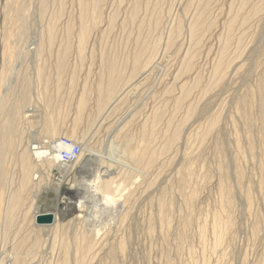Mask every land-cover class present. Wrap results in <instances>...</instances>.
<instances>
[{
  "label": "rangeland",
  "instance_id": "1",
  "mask_svg": "<svg viewBox=\"0 0 264 264\" xmlns=\"http://www.w3.org/2000/svg\"><path fill=\"white\" fill-rule=\"evenodd\" d=\"M39 1L25 3L22 30L18 24H7L10 40L22 51L9 61L11 71L0 86L1 99L14 92L4 103L0 121L11 119L12 103L28 87L30 102L14 117L16 152L49 138L42 129L49 115L59 132L56 137H67L73 128L76 136L88 131L85 137L89 145L98 146V155L103 150L115 155V163H103V168L110 169L114 181L110 192L119 188V203L104 209L98 198L99 216L91 223L88 215L97 209L95 203L85 195L71 196V202L85 201L84 207L64 218L47 186L86 183L91 179L89 167H81V158L69 173L51 170L44 174L36 198L31 189L5 237L2 217L0 264L12 261V236L18 229L29 241L35 236L39 240L33 256L25 257L31 241L22 246L24 264H63L69 251L67 264L75 263L74 239L82 234L93 238L94 248L82 264H264V0H47L40 10ZM132 1L140 3L130 18ZM93 3L100 7L99 18L87 20L82 57L77 45L79 18ZM191 18L196 21L193 34L188 29ZM48 26H54L52 42ZM137 39L153 50L146 52L153 61L151 57L150 66L95 123L94 86L100 73L113 56L128 69ZM63 50L67 56L60 74L56 65ZM38 65L42 72L36 79ZM84 83L89 88L87 106L78 112L75 103ZM27 107L33 110L25 112ZM28 113L34 117H24ZM11 162L7 176L13 172L17 184L20 168ZM31 198L34 208L22 216ZM62 238L68 239L67 246Z\"/></svg>",
  "mask_w": 264,
  "mask_h": 264
},
{
  "label": "bare ground",
  "instance_id": "2",
  "mask_svg": "<svg viewBox=\"0 0 264 264\" xmlns=\"http://www.w3.org/2000/svg\"><path fill=\"white\" fill-rule=\"evenodd\" d=\"M33 1V0H32ZM46 1L47 0H40V6L38 9L40 10V8H43L46 5ZM95 1V0H94ZM138 1V0H137ZM201 1V0H200ZM28 0H0V86H2V82L5 81V79L8 77L10 71H11V67H10V63L9 61L12 59V57H14L17 54H20V50L18 52V50L15 49L14 46V42H12L10 40V38L13 36L12 31L9 30V27L11 28L10 25H17L20 27V29L22 30V27H24V25H26L25 20H26V10H24L25 8V3H27ZM30 2V1H29ZM80 2H85V0H80ZM91 2V1H90ZM88 3V1H87ZM133 8H132V16L130 18H132L133 16H135V14L137 13L138 9H139V3L138 2H133ZM28 4V3H27ZM34 4V3H33ZM80 4V3H79ZM86 3L83 4V7H85ZM204 5V4H203ZM28 6V5H27ZM56 6V5H55ZM143 6V5H142ZM32 7V6H31ZM37 7V6H36ZM58 7V6H57ZM61 7V6H60ZM81 8V7H80ZM89 10H85L80 14V22H81V28L80 31L78 30L77 32V38H78V49H79V56L83 57V49L85 48V40H86V36L89 30V25H88V19L96 22L99 18V5L98 3H93L91 4V6L89 7ZM147 8V7H146ZM204 8V7H203ZM29 9V7H28ZM143 9V8H142ZM151 9V8H150ZM199 9V8H198ZM42 10V9H41ZM84 10V9H83ZM44 11V10H43ZM53 11V10H52ZM57 11V10H55ZM59 11V10H58ZM199 11V10H198ZM54 13V12H52ZM201 14V13H200ZM54 15V14H53ZM57 15V14H56ZM79 15V14H78ZM115 15V14H114ZM143 15V14H142ZM196 16V14H194ZM198 15V14H197ZM50 16V15H49ZM194 16V18H195ZM202 16V15H200ZM198 16V18L200 17ZM53 17V16H52ZM30 18V17H29ZM146 18V17H145ZM190 18V17H189ZM194 18L192 20H194ZM28 19V18H27ZM53 19V18H52ZM58 19V18H57ZM66 19V18H65ZM110 19V18H108ZM114 19V16H113ZM39 20V19H38ZM43 21V19H41ZM54 20V19H53ZM68 20V19H67ZM149 20V19H148ZM229 20V19H228ZM50 21V20H49ZM90 21V22H91ZM100 21V20H99ZM109 21V20H108ZM141 21V20H140ZM51 22V21H50ZM91 23L96 25V23ZM138 22V21H137ZM154 22V21H153ZM68 23V22H67ZM66 23V24H67ZM143 23V21H142ZM181 23V22H180ZM7 24H9L7 27ZM39 24V23H38ZM44 24V23H43ZM78 24H80L78 22ZM99 24V22H98ZM141 24V23H140ZM145 24V23H144ZM150 24V23H149ZM151 24L152 21H151ZM179 24V23H178ZM177 24V25H178ZM55 25V24H54ZM113 25V20H111V22L108 23V28L110 29V27H112ZM176 25V26H177ZM180 25V24H179ZM182 25V24H181ZM198 25V24H197ZM200 25V24H199ZM68 26V25H67ZM77 26V25H76ZM92 26V27H93ZM146 26H147V22H146ZM157 26V25H156ZM190 28V33L193 34L196 30V21H192L189 24ZM44 27V26H43ZM50 27V26H48ZM54 27V26H53ZM52 27V28H53ZM106 27V26H105ZM144 27V26H143ZM153 27V26H152ZM151 27V29H152ZM198 27V26H197ZM52 28L50 27L48 29V40H52ZM70 28V26H69ZM118 28V27H117ZM136 28V27H134ZM140 28V27H139ZM199 28V27H198ZM108 29V30H109ZM138 29V28H137ZM150 29V30H151ZM177 29V28H176ZM67 30V28H66ZM111 30V29H110ZM150 30L148 29V31L150 32ZM26 31V30H25ZM64 31V29H63ZM70 31V29L68 30ZM18 32V31H17ZM16 32V33H17ZM99 32V31H98ZM106 32V31H104ZM139 32V31H138ZM142 32V31H141ZM200 32V31H199ZM15 33V32H14ZM20 33V32H19ZM45 33V32H44ZM102 33V32H100ZM145 33V32H144ZM22 34V33H21ZM70 34V33H69ZM74 34V33H73ZM99 34V33H97ZM107 34V33H106ZM139 34V33H138ZM202 34V32H201ZM40 35V34H39ZM71 35V34H70ZM198 35V34H197ZM20 36V35H19ZM27 36V35H26ZM45 36V35H44ZM47 36V34H46ZM59 37V36H58ZM68 37V34H67ZM140 37V35H139ZM143 37V36H142ZM151 37V36H150ZM191 37V36H190ZM35 38V37H34ZM193 38V37H192ZM195 38V36H194ZM198 38V37H197ZM12 39V38H11ZM18 39V38H17ZM42 39V38H41ZM69 39V38H68ZM46 40V39H45ZM65 40V39H64ZM142 40V39H141ZM158 40V39H157ZM16 41V40H15ZM49 41V43H50ZM140 41V39H139ZM198 41V40H197ZM52 42V41H51ZM66 42V41H65ZM77 42V39H76ZM97 42V41H96ZM147 42V40H146ZM158 42V41H157ZM39 46L36 47V52L40 55V52H42V47H43V42L40 40L39 42ZM61 43V41H60ZM156 44V42H154ZM19 44V43H18ZM146 44V43H145ZM139 45L138 39H137V47L134 48V52L132 53V55L130 56V54L128 56H130L131 58V64L129 65V68L126 69L124 67H122V62L120 64L119 60H117V56L116 58L112 56V54L110 55V59L107 60V64L104 65V71H102L100 73L99 79H98V83L96 84V86H94V88H96V98L94 100L93 103V107H95V123H98V117H100L105 111L106 109L109 108V106H113V101L116 100L117 96L120 95V93L125 89V87L128 85V83H131L130 81L133 82V78L138 75L139 73L141 74V72H143L144 69H147V65L150 61L149 56H146V52L147 50L150 52V48L148 49V45ZM17 45V44H16ZM64 45V44H63ZM87 45V44H86ZM153 45V43H152ZM151 45V46H152ZM28 46V45H27ZM49 46V45H48ZM71 46V45H70ZM69 46V47H70ZM156 45H154L153 48H155ZM26 47V45H25ZM46 48V47H45ZM152 48V49H153ZM19 49V48H18ZM64 49V48H63ZM66 49V48H65ZM27 50V49H26ZM103 50V49H102ZM108 50V48H107ZM157 48H155L154 51H156ZM189 50V49H188ZM83 51V52H82ZM101 52V51H100ZM82 53V54H81ZM90 53V52H89ZM94 53V52H93ZM104 53V52H103ZM108 54V52H106ZM154 53V52H153ZM156 53V52H155ZM28 54V52H27ZM60 57H59V62L56 65V69L57 71L62 74L63 70H64V61H65V56L66 55V50H63V52L60 53ZM105 54V53H104ZM106 54V56H107ZM128 54V53H127ZM70 55V54H69ZM87 55V54H86ZM18 56V55H17ZM85 56V55H84ZM127 56V57H128ZM154 56V55H153ZM22 57V56H21ZM74 57V56H73ZM91 57V56H90ZM123 57V56H122ZM125 57V56H124ZM190 57V56H189ZM44 58V57H43ZM79 58V57H78ZM105 58V56H104ZM128 58V59H130ZM155 58V57H154ZM14 59V58H13ZM107 59V58H106ZM105 59V61H106ZM120 59V58H119ZM126 58H124L123 60L125 61ZM58 60V59H57ZM121 60V59H120ZM122 60V61H123ZM153 61V57L151 59ZM102 61V59H101ZM128 61V60H127ZM126 61V62H127ZM83 62V61H82ZM54 63V62H53ZM92 63V62H91ZM104 63V61H103ZM106 63V62H105ZM152 63V62H151ZM183 64V63H182ZM42 65V64H41ZM38 65V67L36 68V75L37 78H41V72H42V66ZM122 65V66H121ZM153 65V64H152ZM150 66V63H149ZM148 66V67H149ZM186 67V66H185ZM67 69V68H66ZM71 70V69H70ZM95 70V69H94ZM223 70V69H222ZM13 71V69H12ZM101 71V69L99 70ZM147 71V70H146ZM62 72V73H61ZM60 74L58 76H60ZM66 74V73H65ZM55 75V74H54ZM26 76V75H25ZM31 76V75H30ZM74 76V75H73ZM44 77V76H43ZM61 77V76H60ZM46 78V77H45ZM44 78V79H45ZM27 79V78H26ZM33 79V78H32ZM86 79V78H85ZM28 81V80H27ZM38 81V80H37ZM96 81V80H95ZM30 82V81H29ZM8 83V82H7ZM27 84V83H26ZM60 84V83H59ZM139 84V83H138ZM18 85V84H17ZM16 85V88H17ZM23 85V84H22ZM72 85V84H71ZM24 86V85H23ZM82 86V85H81ZM86 84L84 83L83 86V90L81 91V95L79 96V100L77 103H75V105H77V110L78 112L81 111V109H86L87 106V101L88 98L86 96V93L88 92V89L85 88ZM92 86V85H91ZM22 87V86H21ZM60 87V86H59ZM73 87V85H72ZM1 88V87H0ZM23 88V87H22ZM28 88V87H27ZM26 87L23 88V90L21 89L20 91V95L18 96L17 94H15L16 96H18L17 100L15 99V101L12 103V113H10V117L11 119L14 118L16 115L19 114V112H22V107H26L30 102L28 101V89ZM30 89V88H29ZM60 89V88H59ZM2 90V89H1ZM9 90V89H8ZM17 90V89H16ZM19 90V89H18ZM39 91V90H37ZM46 91V90H45ZM44 91V92H45ZM127 91V90H126ZM70 92V91H69ZM74 92V91H73ZM124 92V91H123ZM1 93V92H0ZM14 93V92H13ZM13 93L10 92L9 94L6 93V95H2V99L0 98V114H2L3 109H4V103L10 99L11 97H13ZM39 94V93H38ZM30 96V95H29ZM47 96V95H46ZM40 97V96H39ZM48 97V96H47ZM90 97V96H89ZM46 98V97H45ZM33 99V98H32ZM93 99V98H92ZM46 100V99H45ZM48 100V99H47ZM46 100V101H47ZM118 100V99H117ZM41 101V100H40ZM44 101V100H43ZM34 102V101H33ZM28 103V104H27ZM119 103V102H118ZM117 103V104H118ZM119 105V104H118ZM7 107V106H6ZM5 107V108H6ZM49 107V106H48ZM11 108V107H10ZM34 108V106H33ZM33 108L31 107H27L24 111H32ZM8 109V108H7ZM50 109V108H49ZM94 109V108H93ZM113 109V108H112ZM118 109V108H115ZM10 110V109H9ZM35 110V109H34ZM37 110V109H36ZM23 111V112H24ZM39 111V110H38ZM45 111V110H44ZM4 113V112H3ZM9 113V111H8ZM8 115V114H7ZM6 115V116H7ZM34 114L33 113H28V114H24V117L28 116V117H32ZM55 116V115H54ZM2 117V116H0ZM17 117V116H16ZM34 117V116H33ZM106 117V116H105ZM155 117V116H154ZM157 117V116H156ZM3 118V117H2ZM1 118V119H2ZM5 118V117H4ZM80 118V116H78V119ZM158 118V117H157ZM156 118V119H157ZM7 119V120H6ZM11 119L5 118V120L7 121V123L3 124L0 121V223L2 224V222L4 224H2V236L5 237L8 233H10V229H11V223L12 221L15 219L16 213L17 211H19L22 206L24 205L25 201H27L28 199V195L30 194V191L32 189L33 191V198L37 197V195L39 194V187H41V182L44 180V176L47 175L48 172H50L51 170L55 169L58 170L59 173L60 172H65V173H69L71 172L73 166L75 164H77V162L82 158V168L85 167H89L87 169L88 174L90 176V180H88L86 183L84 181V183H80L78 186H62V183H53L51 185V187L47 186L48 184H46L48 189H52V191L55 193V203H54V207L55 209L57 208L59 211H61L59 214L60 216L62 215V217L66 218L65 216H68L70 214H72L73 212H82V208L84 207V202L85 201H74L71 202L69 200V198L71 196H74L75 199L76 197H82V195H85L84 198L87 196L89 197V199L91 201H93L95 203V207H97L96 210H92L88 216L89 218H91L90 216H92L93 218H91L90 222L92 223L96 218H98V198L101 199L102 201V205L104 209H108V208H112L113 206H115V204L118 202V198H117V194L116 192L119 190L118 187L115 188V191L112 193L110 192L113 188L112 185L114 184V181L112 178L109 177L111 171L109 168L104 167L103 168V163H108V166H111L115 163V155L112 156L110 155L106 150V151H102L99 155H98V146H91L88 143V139L85 137V134H87L88 131H83L81 132L80 136H76L77 132L75 131V129L73 128L72 133L69 134L67 137L70 140L71 143H75L78 144L81 147L80 153L77 156V158L69 163V164H64L60 162V151L61 149L64 148L61 139L62 137H59L56 134L59 132H57V127L55 125L52 124V121H54V119L52 118V116L49 115V119L48 116L47 118H44V124H43V131H45L46 135L49 136L48 139H45V141H37L36 143H31L28 144L26 147H24L23 149L18 150V152H16V147L14 146V137H15V131H16V120L15 118L13 119L15 121V123L13 124L11 121ZM29 119V118H26ZM25 119V120H26ZM37 119V118H36ZM155 119V120H156ZM3 120V119H2ZM106 120V119H105ZM38 121V120H37ZM103 122V120H102ZM18 123V122H17ZM31 123V122H30ZM16 124V125H15ZM16 126V127H15ZM30 126V125H29ZM31 127V126H30ZM98 127V126H97ZM40 129V128H39ZM98 129V128H97ZM148 129V128H147ZM96 131V130H95ZM94 131V132H95ZM151 131V130H150ZM21 132V131H20ZM146 132V131H145ZM143 133V132H142ZM155 133V132H154ZM47 136V137H48ZM55 138H52L54 137ZM19 137V136H18ZM21 137V136H20ZM19 137V139H20ZM46 137V138H47ZM52 138V139H51ZM37 139V138H36ZM16 140V139H15ZM173 140V139H172ZM35 141V140H33ZM90 141V140H89ZM17 143V142H16ZM21 144V143H20ZM68 148V147H67ZM108 149V148H107ZM96 152V153H95ZM155 153V152H154ZM111 157H109V155ZM95 156V157H94ZM12 160V162L14 163V166L18 165L19 166V178L17 179V184L14 182L13 177L11 176L13 174L10 175V177H8V170H9V165L8 163ZM11 162V164H12ZM16 162V164H15ZM10 164V163H9ZM11 166V165H10ZM13 166V165H12ZM13 168V167H12ZM86 169V168H85ZM12 171V169H11ZM17 173V172H16ZM46 174V175H44ZM17 175V174H14ZM47 178V177H46ZM63 180V179H62ZM46 181V180H45ZM15 183V185H14ZM44 186V185H43ZM44 186V187H46ZM42 188V187H41ZM64 195V196H63ZM29 205L27 207V210L24 212V215L27 217L26 215L33 210V199H29ZM87 200V198H86ZM119 203V202H118ZM101 208V209H103ZM95 212V213H94ZM59 213V212H58ZM88 213V212H87ZM94 213V214H93ZM49 214V212H48ZM54 214V212H53ZM29 215V214H28ZM31 215V214H30ZM2 217L4 218V221L1 222ZM53 217V216H52ZM61 217V218H62ZM30 219V217H28ZM35 217H32L33 221ZM74 218V217H73ZM41 219V218H40ZM46 219V217H45ZM44 219V220H45ZM54 219V217H53ZM31 220V219H30ZM66 220V219H65ZM74 220V219H73ZM24 221V220H23ZM49 221V220H48ZM30 222V221H29ZM45 222V221H44ZM31 223V222H30ZM55 223V222H54ZM90 223V224H91ZM50 224V223H49ZM27 228H29L27 225H24ZM33 228V226H31ZM92 227V226H91ZM26 228V229H27ZM51 228V227H50ZM97 228V227H95ZM22 229V228H21ZM24 229V227H23ZM25 230V229H24ZM23 230V231H24ZM31 230V229H29ZM34 230V229H32ZM89 230V229H88ZM87 230V231H88ZM94 231V229L92 230V232ZM25 232V231H24ZM34 232V231H33ZM90 232V231H89ZM96 234H98V229L95 230ZM217 232V231H216ZM85 233V230H84ZM222 233V232H221ZM42 234V233H41ZM94 234V233H93ZM223 234V233H222ZM37 235V234H35ZM28 235L25 236V234L22 232V230L20 231L18 229L17 232H15V234L12 236L13 237V243H12V250H13V258L12 261L10 262V264H24V257H21V248L24 244H27V241L31 243L27 244L28 247H26V254L25 257H27V255H34V253L36 252V248H38V244H39V240L35 237L34 239L29 241V238H27ZM218 236V235H217ZM65 238V237H64ZM95 238V237H94ZM220 238V237H219ZM6 239V238H5ZM62 242L65 246H67V240L65 239H61ZM41 241V240H40ZM94 241H96L94 239ZM43 242V240H42ZM51 243V242H50ZM74 243L76 244V250H75V255L74 253L72 254V256H75V260L76 262L73 264H82V262H80L81 260H84L85 257H88L87 255L89 254V252L92 250L93 251V238H89L88 236H86L85 234L80 235V236H76V238L74 239ZM53 244V243H52ZM55 244V243H54ZM61 244V245H63ZM96 244V243H95ZM123 244V243H122ZM122 244H120V246H122ZM26 245V246H27ZM42 245V244H41ZM124 245V244H123ZM96 247V246H95ZM9 248V247H8ZM122 248V247H121ZM25 249V248H24ZM65 249V248H64ZM103 249V247H102ZM11 250V252H12ZM5 251V250H4ZM65 251H67L65 249ZM95 251V250H94ZM25 252V251H24ZM23 252V253H24ZM70 252V251H69ZM68 253H65L64 259H63V264H67V259H69L68 257ZM96 252V251H95ZM94 252V253H95ZM38 253V251H37ZM91 253V252H90ZM6 254V253H5ZM10 254V253H9ZM10 255V256H11ZM23 255V254H22ZM37 255V254H36ZM35 255V258H36ZM52 255V254H51ZM92 255V253H91ZM90 255V256H91ZM97 255V253H96ZM31 256V257H32ZM38 256V255H37ZM89 256V258H90ZM94 256V255H93ZM3 257L5 258V255H3ZM95 257V256H94ZM22 258H24L22 260ZM47 259V258H46ZM73 262H74V258ZM70 259V260H72ZM87 259V258H86ZM90 260V259H89ZM31 261V260H30ZM29 261V262H30ZM61 261V258H60ZM86 262V261H85ZM3 263V261L1 262ZM112 263V262H111ZM86 264V263H85ZM114 264V263H113Z\"/></svg>",
  "mask_w": 264,
  "mask_h": 264
},
{
  "label": "built area",
  "instance_id": "3",
  "mask_svg": "<svg viewBox=\"0 0 264 264\" xmlns=\"http://www.w3.org/2000/svg\"><path fill=\"white\" fill-rule=\"evenodd\" d=\"M61 142L64 148L60 151V162L69 164L77 158L80 153L81 147L78 144L71 143L70 140L65 137L61 138Z\"/></svg>",
  "mask_w": 264,
  "mask_h": 264
}]
</instances>
